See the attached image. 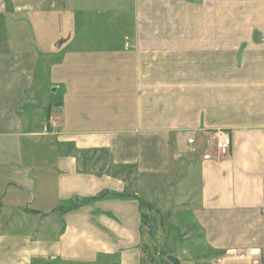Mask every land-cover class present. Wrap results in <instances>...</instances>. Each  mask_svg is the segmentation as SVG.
Returning a JSON list of instances; mask_svg holds the SVG:
<instances>
[{
    "label": "crops",
    "instance_id": "obj_1",
    "mask_svg": "<svg viewBox=\"0 0 264 264\" xmlns=\"http://www.w3.org/2000/svg\"><path fill=\"white\" fill-rule=\"evenodd\" d=\"M63 5L0 0V25L14 29L0 48ZM132 8L129 27L113 21L125 33L104 35L123 48L87 43L51 63L55 101L37 80L51 68L37 46L0 52V264H145L144 228L180 184L193 253L150 264L228 253L225 264H264V0ZM216 131L231 137L228 157Z\"/></svg>",
    "mask_w": 264,
    "mask_h": 264
},
{
    "label": "rangeland",
    "instance_id": "obj_2",
    "mask_svg": "<svg viewBox=\"0 0 264 264\" xmlns=\"http://www.w3.org/2000/svg\"><path fill=\"white\" fill-rule=\"evenodd\" d=\"M118 3L119 0H64L65 5L62 6V9L64 10V6L66 5L68 7L65 10V16L63 13L62 18L58 16L34 17L33 22L35 24L33 27L35 28L33 29L31 24H27V26L21 25V32L18 38L14 39L16 46L9 48L10 50L8 48H0V52H29L37 46L43 54L44 60H47L49 67H51V63L60 62L59 64H61L64 55L69 50H77L78 46L85 48L87 43L94 42L96 48H123L125 42L122 39H104V35L106 34L126 32L122 26L114 24L113 21L120 19L122 23L124 22V27L126 23L127 27H129V22L126 20L135 16L134 9H130V0H120L119 5ZM18 29L19 25L15 27V30ZM11 30L14 31L10 21H6L5 24L0 25V42L4 35L11 34ZM71 34L72 40L69 43L64 44L65 46L63 45L60 49L56 48L55 45L61 39L68 38ZM38 49H36L37 52ZM54 68L58 69L59 66L54 65ZM52 71V67L50 70H44L42 73L40 71L37 80L43 84V91H47L50 98L52 97L55 101L60 95L54 92L56 87H48ZM55 77L60 79L59 75H55ZM24 142L28 145L26 140ZM130 179L132 178L128 177V180ZM134 181L136 183L135 179ZM180 185L173 186L175 189L172 195L174 200L171 201V198H169L170 200H165L164 202L159 201L162 214L158 213L154 216V213H152L154 218L151 221L148 219L147 222L149 224L153 222L154 227L151 230L148 227L144 228L143 235L146 238L144 241L147 244L145 249V264H150L153 261L152 258H155L157 262L161 260V262L166 263L168 261L166 259L167 255L185 259L193 253V245L186 244L183 236L185 233L183 229L186 228L188 230L191 227L186 222H190V219H192V211L187 212V214L183 212L178 213V210L175 211L177 200L183 199ZM135 188L137 189V183ZM160 192L165 195L159 196V199H167L166 194L168 193L166 191ZM181 203L185 204V201L183 200ZM146 210L147 208L145 207L144 212ZM175 213H178V216H175ZM158 252L162 254L158 256Z\"/></svg>",
    "mask_w": 264,
    "mask_h": 264
},
{
    "label": "built area",
    "instance_id": "obj_3",
    "mask_svg": "<svg viewBox=\"0 0 264 264\" xmlns=\"http://www.w3.org/2000/svg\"><path fill=\"white\" fill-rule=\"evenodd\" d=\"M210 138H211V144L212 146H214L219 157H228L230 155L232 140L227 132L225 131L213 132ZM188 143L192 145L195 143V141L193 139H190ZM205 157L209 158V155H206ZM229 255L230 253L218 257L216 259V263L225 264L227 258H229ZM235 258L238 260L243 259L244 254H237Z\"/></svg>",
    "mask_w": 264,
    "mask_h": 264
},
{
    "label": "water",
    "instance_id": "obj_4",
    "mask_svg": "<svg viewBox=\"0 0 264 264\" xmlns=\"http://www.w3.org/2000/svg\"><path fill=\"white\" fill-rule=\"evenodd\" d=\"M191 1H195V0H191ZM66 42V40L61 39L57 44H56V48L60 49L62 47V45Z\"/></svg>",
    "mask_w": 264,
    "mask_h": 264
},
{
    "label": "trees",
    "instance_id": "obj_5",
    "mask_svg": "<svg viewBox=\"0 0 264 264\" xmlns=\"http://www.w3.org/2000/svg\"><path fill=\"white\" fill-rule=\"evenodd\" d=\"M174 264H177V262H175L174 260H172Z\"/></svg>",
    "mask_w": 264,
    "mask_h": 264
},
{
    "label": "bare ground",
    "instance_id": "obj_6",
    "mask_svg": "<svg viewBox=\"0 0 264 264\" xmlns=\"http://www.w3.org/2000/svg\"><path fill=\"white\" fill-rule=\"evenodd\" d=\"M49 120V119H48Z\"/></svg>",
    "mask_w": 264,
    "mask_h": 264
}]
</instances>
